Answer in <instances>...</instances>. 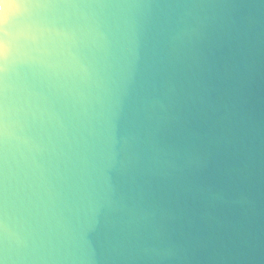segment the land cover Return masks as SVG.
I'll use <instances>...</instances> for the list:
<instances>
[{
  "label": "water",
  "instance_id": "95a60500",
  "mask_svg": "<svg viewBox=\"0 0 264 264\" xmlns=\"http://www.w3.org/2000/svg\"><path fill=\"white\" fill-rule=\"evenodd\" d=\"M0 264H264V0H0Z\"/></svg>",
  "mask_w": 264,
  "mask_h": 264
}]
</instances>
